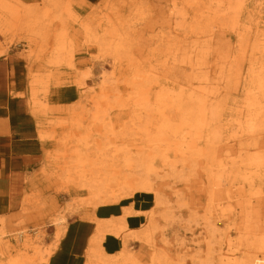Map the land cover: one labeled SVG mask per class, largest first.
I'll return each mask as SVG.
<instances>
[{"label":"rangeland","instance_id":"rangeland-1","mask_svg":"<svg viewBox=\"0 0 264 264\" xmlns=\"http://www.w3.org/2000/svg\"><path fill=\"white\" fill-rule=\"evenodd\" d=\"M222 1L211 13L186 0H84V8L0 0V264H114L127 246L141 264H154V254L156 264H220L213 239L229 222L219 218L213 230L196 214L197 190L185 187L198 168L176 166L171 127L203 115L218 139L264 157V0ZM188 82L198 88L192 96ZM156 83L181 95L180 108L166 112L169 128L152 108ZM140 84L155 87L150 108L133 107L142 120L125 107L140 100ZM124 124L131 132L121 133ZM25 138L30 146H18ZM95 139L103 160L125 149L154 152L143 160L134 151L133 174L123 175L151 167L155 192L93 200L78 161L98 160ZM251 176L249 208L264 192V168Z\"/></svg>","mask_w":264,"mask_h":264},{"label":"bare ground","instance_id":"bare-ground-1","mask_svg":"<svg viewBox=\"0 0 264 264\" xmlns=\"http://www.w3.org/2000/svg\"><path fill=\"white\" fill-rule=\"evenodd\" d=\"M189 4L193 1L192 5H199V8H207L208 11L214 13L219 8H223L222 0H211V5L205 7L206 0H186ZM201 5V6H200ZM68 6L72 7H85L84 0H68ZM223 11V10H221ZM231 12L228 13V15ZM227 13H225L226 15ZM230 15H233L230 14ZM231 20H237L235 15L230 16ZM110 20V19H107ZM84 31L89 33V29L84 26ZM62 38L60 36V42ZM64 47L58 48V54H63ZM141 85V84H140ZM142 86V85H141ZM157 88H160L161 92L157 98L160 99L159 106L155 105L152 108L160 112L164 117V123L162 127L168 126L170 122L169 114L167 116V110H178L180 108L181 95L176 92L168 91L162 84L156 83ZM186 91L184 94L192 96L198 92L197 87L193 82H188L185 85ZM155 90L154 86H147L143 84L141 89H138V96L140 100L135 104L136 106H128V114H136V118L142 120L141 114L133 107L139 110L148 109L146 104H149L150 97ZM202 96V92L199 93ZM157 100L154 102L156 103ZM153 104V103H152ZM125 107H120L123 110ZM203 110L206 106H202ZM121 113L123 111H120ZM101 117L100 115L98 116ZM199 119L190 120L185 119L182 122L174 123L171 127V133L173 134V147L176 157V166L180 163L183 164L184 169H191L192 166L198 168L195 170L196 180H191L185 187L186 191H189L193 186L196 188V195H193V201L195 200L196 214L200 211L203 212L202 220H204L208 226L215 228V221L217 219H227L228 226L218 238L213 239L215 243L220 245V264H264V192L260 190L257 194L260 198L256 200L257 205L248 207L247 203L249 198L247 196V188L253 186L252 173L255 170L264 168V157H253L246 149L241 148L239 145L238 151L234 150L235 145L231 143H225V140L218 139L217 135H214V131L217 126H214L209 120L205 119V116L198 115ZM103 120L102 126L107 127L110 122ZM136 121V120H135ZM105 123V124H103ZM140 122H135V125ZM167 130V128H165ZM131 132L130 127L124 124L121 133ZM38 134L43 139L44 134L42 129H38ZM111 134L115 138V132L112 130ZM100 135V134H99ZM163 141V140H162ZM95 148H98V160L91 165H86L81 159L78 161L81 169L80 173L86 175L87 180L82 185L88 190L93 200L99 201V203H110L114 201V193L118 191L122 196H132L139 191L155 192V188L152 181L148 178L151 167H146L142 170V175L137 174L138 177L132 176V153L135 149H126L121 153H115L114 155H107L111 159L104 158L101 141L94 140ZM133 147V146H131ZM118 152V151H117ZM137 155L150 158L155 156L154 152H143L140 149L135 151ZM146 153V154H145ZM121 161V162H120ZM112 162V163H110ZM120 162V163H117ZM144 165V164H143ZM83 168V169H82ZM125 170L130 171L132 174L124 176ZM115 187V188H114ZM118 187V189H117ZM117 189V190H116ZM192 190V189H191ZM158 200L162 199V196L156 194ZM190 205H187V208ZM182 205L179 202L177 206L178 219H183L181 213ZM192 214V208L188 209ZM138 219V218H137ZM151 219V218H150ZM150 219L148 220L150 222ZM139 221L141 220L138 219ZM131 224L134 226L135 221ZM137 234V235H136ZM130 238H136L141 240H147L150 242L147 233L130 231ZM134 241V240H132ZM225 245L226 251L222 253V246ZM245 249H242V248ZM128 246L126 251L116 256L112 262L114 264H141L140 260H137L131 253ZM168 248L165 255H168ZM239 253V254H238ZM158 256L153 255L151 262L158 263ZM27 260H20L19 264H29Z\"/></svg>","mask_w":264,"mask_h":264},{"label":"crops","instance_id":"crops-1","mask_svg":"<svg viewBox=\"0 0 264 264\" xmlns=\"http://www.w3.org/2000/svg\"><path fill=\"white\" fill-rule=\"evenodd\" d=\"M18 142H19V144H18V146H20V147H22V148H24V147H29L30 146V142H31V138H30V140H28V139H20V140H18ZM132 222V221H131ZM113 243H115V241L114 240H109L108 241V246L110 247V248H112V244Z\"/></svg>","mask_w":264,"mask_h":264}]
</instances>
